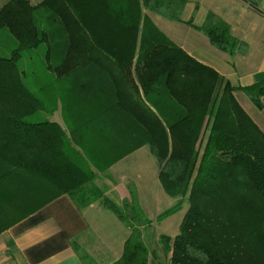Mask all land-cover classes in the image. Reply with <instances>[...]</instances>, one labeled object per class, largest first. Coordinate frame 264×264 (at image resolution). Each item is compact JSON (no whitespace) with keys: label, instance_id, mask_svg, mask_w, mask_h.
Here are the masks:
<instances>
[{"label":"trees","instance_id":"trees-1","mask_svg":"<svg viewBox=\"0 0 264 264\" xmlns=\"http://www.w3.org/2000/svg\"><path fill=\"white\" fill-rule=\"evenodd\" d=\"M186 4L187 0H42L33 5L30 0H0V177L46 179L55 187L54 196H70L79 209L101 204L131 229L124 254L114 264H149L141 228L151 221L135 192L131 201L115 202L96 182L97 172H106L108 165L95 167L72 132L33 119L36 112L54 110L31 106L36 94L22 69L39 47L50 62L49 34L37 23L38 11L44 8L55 18L77 23L91 48L127 49L128 62L112 55L121 66L131 65L139 51L137 65L144 71L140 82L162 130L160 143L150 139L151 152L165 192L178 199L158 220L188 203L180 234L160 238L168 264H264V132L235 96L241 91L262 110L264 80L233 87L144 20L146 10L184 22ZM102 19L109 31L111 23L118 24L119 32L132 40L116 48L114 41H92L90 24ZM185 23L220 51L245 50V43L234 38L230 25L215 13H209L201 26L194 24V16ZM160 96L162 105L157 103ZM10 223L0 219V234Z\"/></svg>","mask_w":264,"mask_h":264},{"label":"crops","instance_id":"crops-1","mask_svg":"<svg viewBox=\"0 0 264 264\" xmlns=\"http://www.w3.org/2000/svg\"><path fill=\"white\" fill-rule=\"evenodd\" d=\"M30 1L33 5L42 2ZM209 13L230 25L232 36L245 43L244 52L239 48L233 54L220 51L205 35L185 23L194 16V24L201 26ZM143 14L145 22L153 23L233 87L264 80V9L254 0H187L184 22H171L146 10ZM103 22L102 19L90 24L92 41H114L116 48L132 40L128 33L119 32L118 24L111 23L109 31ZM37 23L49 34L50 62L44 60L45 50L39 47L31 59L23 62L22 69L28 75L23 79L36 94L30 100L31 106L54 110L36 112L33 119L48 120L72 132L95 167H109L106 172H97V184L120 203L131 201L132 191L135 192L136 202L146 215L137 192L120 184L114 174L115 169L146 148L152 154L150 139L160 143L162 136L156 109L140 82L144 71L137 65L139 51L131 65L121 66L113 56L128 62L127 49L108 52L91 48L87 34L71 19L55 18L40 8ZM71 44L77 48L70 49ZM235 96L264 132V98L262 110L251 105L249 112L244 106L249 104L247 97L241 91L235 92ZM15 102L23 104L20 100ZM157 103L162 105V96ZM56 145L59 147L60 142ZM10 184L9 189L0 185V203L5 205L0 216L17 220L0 234V264H88L85 258H90V264H114L123 256L131 229L119 219L112 221L118 238L114 243L103 219L109 217L101 204L79 209L70 196H54L55 187L46 179H14ZM147 228H141L142 236ZM160 238L151 249L143 237L150 252L149 264H168ZM103 251L112 253L110 262H102Z\"/></svg>","mask_w":264,"mask_h":264},{"label":"rangeland","instance_id":"rangeland-1","mask_svg":"<svg viewBox=\"0 0 264 264\" xmlns=\"http://www.w3.org/2000/svg\"><path fill=\"white\" fill-rule=\"evenodd\" d=\"M254 1L262 9H264V0ZM245 99L249 104L245 103L244 106L250 112V107L253 104L247 98ZM29 103L31 104V102ZM127 164L128 167H126ZM159 172L160 169L157 160L147 148L145 151H141L140 153L131 157V159H129L128 162H125L119 169L114 170L117 181L122 185H127L128 189L132 188V190H135L138 194V198L141 200L143 207L146 209V217H148V219L151 221V225L143 233V237L151 249H153L155 246L158 237L162 235L175 237L180 234L181 224L188 209V203L186 200L181 211L161 221L158 220L159 215L172 208L178 200L177 198L169 196L165 192L159 179ZM14 179L15 178L13 176H1L0 185L6 189H9L11 185L10 183L13 182ZM98 183L101 184L100 181ZM129 183L133 185H129ZM117 203L121 204L120 202ZM4 207L5 205L0 203V210ZM104 211H106L105 215L111 219L110 222L108 218H103L105 220V224L108 226V230L111 232L113 242L116 243L118 242V238L116 237L112 221H118V218L114 213L108 210ZM0 219H3V221L4 219L7 220V223L15 220L9 217L4 218L2 216H0ZM97 245L102 246L101 243H97ZM102 250L105 249L102 247ZM102 253L103 255L101 256V260L103 263L110 262V260L113 259L112 253L107 251H103ZM85 260L88 264L91 263L90 258H85Z\"/></svg>","mask_w":264,"mask_h":264}]
</instances>
